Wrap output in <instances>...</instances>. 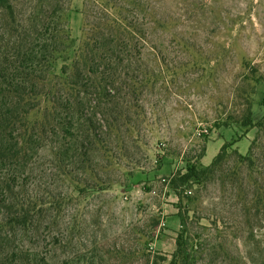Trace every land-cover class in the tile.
Here are the masks:
<instances>
[{
  "label": "rangeland",
  "instance_id": "obj_1",
  "mask_svg": "<svg viewBox=\"0 0 264 264\" xmlns=\"http://www.w3.org/2000/svg\"><path fill=\"white\" fill-rule=\"evenodd\" d=\"M68 1L74 45L68 62H54L57 76L84 38L86 9L99 18L107 3ZM139 2L123 14L138 30L130 75L146 77L142 92L128 96L130 138L72 180L44 179L71 202L61 220L64 249L51 263L169 264L181 238L189 264H264V0ZM16 6L29 9L27 0ZM250 106L261 125L246 133L236 122ZM225 143L221 171L184 193L180 211L172 178L199 164L208 144L210 165Z\"/></svg>",
  "mask_w": 264,
  "mask_h": 264
},
{
  "label": "trees",
  "instance_id": "obj_2",
  "mask_svg": "<svg viewBox=\"0 0 264 264\" xmlns=\"http://www.w3.org/2000/svg\"><path fill=\"white\" fill-rule=\"evenodd\" d=\"M106 1L99 18L95 7L86 9L84 38L71 64L57 76L54 62H68L74 45L66 19L70 1L27 0L29 9L24 10L17 0H0V264H54L57 250L64 249L61 220L71 202L53 195L44 179L54 177L53 185L72 180L98 166L109 147L117 149L119 141L130 138L135 108L128 96L142 92L146 77L138 74L140 69L130 75L131 59L140 55L134 36L138 30L123 14L142 4ZM109 7L118 10V19ZM34 113L42 115L34 119ZM253 117L250 106L236 123L249 133L261 125ZM228 147L225 143L209 166L200 162L205 151L199 164L172 178L180 211L184 193L221 171ZM179 217L184 228L185 219ZM190 261L191 252L178 238L169 264Z\"/></svg>",
  "mask_w": 264,
  "mask_h": 264
},
{
  "label": "crops",
  "instance_id": "obj_3",
  "mask_svg": "<svg viewBox=\"0 0 264 264\" xmlns=\"http://www.w3.org/2000/svg\"><path fill=\"white\" fill-rule=\"evenodd\" d=\"M209 144H210V143H209ZM209 144H208V145H209ZM208 145H207V148H206V149H207V150H206V155H205V156L202 158V160H201V161H202L201 163H202L204 166H209V163H206V158H207L206 156H207V152H208ZM220 147H221V145L219 146V148H220ZM222 147H223V146H222ZM222 147H221V148H222ZM220 150H221V149H220ZM219 152H220V151H219ZM218 154H219V153H218ZM218 154H217V155H218ZM176 218L178 219V217H176ZM177 223H178V227H179V226H180V224H179L180 221H178Z\"/></svg>",
  "mask_w": 264,
  "mask_h": 264
}]
</instances>
